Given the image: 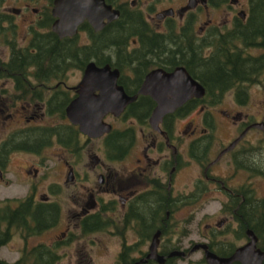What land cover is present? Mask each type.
I'll use <instances>...</instances> for the list:
<instances>
[{"label":"flooded vegetation","instance_id":"af4514ba","mask_svg":"<svg viewBox=\"0 0 264 264\" xmlns=\"http://www.w3.org/2000/svg\"><path fill=\"white\" fill-rule=\"evenodd\" d=\"M151 1L105 0L112 8L118 10L119 16L110 21L105 18V24L99 30H95L88 20L81 22L78 27L76 37L79 43L91 45L94 37L100 38L102 33L105 34L109 30L115 36L117 22L121 19V25L128 28L133 27L132 22L139 25L136 31H131L124 38L113 37L114 41L123 42L124 47H120L119 52L111 50L108 54V62L102 60V63H96L94 61L98 66L109 65L112 71H117V86H120L128 97H134L125 105L120 115L108 112L103 116V121L111 126L110 131L97 137L88 136L80 131L77 125L70 123L66 116V107L77 96L76 86L82 79L85 67L72 69L80 72V79L76 85L70 87L65 84L66 74L48 84L41 83L42 90H39L36 85H31L29 88L32 93L28 94L30 100L18 101L12 99L10 95H0V121L19 119L17 116L20 115L26 123H36L18 127L13 132L18 131L16 134H19L34 126L48 125L50 128H56L55 133L50 137L53 136L58 141L61 138L70 144L75 143L76 146H68L62 142L61 148L74 158L75 163L81 162L86 155L93 169L92 177H95L96 182L89 179L85 182L83 178L89 176V171H84V175H79L75 173V167L70 161L65 160L67 168L65 182L69 179H71L70 183L79 181L76 193L78 200L64 220L65 227L60 232L61 239L53 244L42 243L41 245L58 250L62 242L65 241L68 245L74 242V233L71 230L72 220H75L74 226L80 229L83 235L107 231L111 236L119 239L120 247L114 264H135L146 258L155 236L158 243L157 253L165 257L164 263L167 260L171 263L175 257H179L169 256L171 252L183 251L184 256L179 258H186L193 253L191 248L197 244L183 250L176 249L171 244L170 235H173L178 226L179 218L176 213L179 215L182 208L184 210L189 208L192 210L189 212L192 215L191 218H195V207L202 206L206 200L214 199L213 201L219 203L218 209L211 213L205 212L204 215L223 219L226 230L233 235L236 243L225 247L219 244L214 239L215 231L218 229L209 224L206 231L207 241L204 242L208 248L209 244L220 245L223 248L221 251L214 249L213 246L211 250L220 256H230L238 247L248 244L252 238H255L256 248L263 250L264 195L259 194L257 183L260 179H264V128L258 125L261 123L264 125V117L257 119L254 115L242 111H238L236 115L223 112L221 115L225 121L228 122L231 119V122H228L229 125L232 127L234 123V131L238 132L236 131V135L230 138L228 144H225L212 159L210 151L216 137L215 128L218 127L213 109L220 107L226 100H230L231 97L227 98L226 92L233 95L232 102L245 108L249 102L247 89L260 84L264 74H259L254 82L248 79L232 84L222 93L219 91L221 87L217 85L214 91H210L209 88L212 86H208L199 77L206 73V65L214 62L220 63L225 59L232 60L233 55L241 59L246 57L258 59L264 54L263 46L246 45L243 36L233 37L231 35L236 32V29L241 30L246 25L252 6L249 0L245 4H241L239 0H194V6L191 8L187 7V2H182L177 8L168 6L156 11ZM4 8V0H0V44L4 41L3 30L7 25L4 20L5 14L11 19L14 16V13L5 11ZM211 8L221 9L231 17H227L219 24L207 18L208 10ZM197 10L205 11L206 18L200 23L194 19L193 13ZM18 11L19 9H15V12ZM169 11L172 14H169ZM47 20L51 28L54 20L51 8L50 15L43 13L40 21ZM32 29L34 28L28 32L27 43L33 36ZM83 33L84 40L81 37ZM255 50L262 51L254 53ZM222 54L223 57H221ZM96 56L94 55L93 58L95 59ZM178 68H183L191 78L203 86L204 95L193 94L188 97L175 110L164 114L155 128L150 122V116L157 106V101L150 93L139 91L145 82H148L150 89H161L170 85L169 80L173 78L172 74ZM25 71L32 73L37 69L27 68ZM153 72L155 73L152 74ZM27 79L33 78L27 76ZM0 87L11 91L14 84L11 80L0 78ZM38 92L42 93L43 99L32 100ZM94 93L98 94L99 90H95ZM61 94L66 97L63 101L64 115L58 118L56 115H49L47 108L50 105V99ZM20 111L24 112V115ZM197 112L202 115L201 122L193 119ZM49 119H57V122L49 123ZM44 120L48 123L46 124ZM117 120L123 121L125 126L117 127L114 123ZM179 122H182L183 129H178ZM251 131L253 139L247 137ZM123 132L127 134L126 137L128 136L126 147L116 149L110 146L112 139L116 136L115 133L124 134ZM93 140H101V147L99 146L96 152L86 154V149L91 150L88 146ZM138 141H140L139 145H137ZM54 143L58 144L52 140V145ZM46 144L41 145L40 149L35 152H40ZM137 151L133 167H125L122 171L119 169L116 171L109 166L114 163L120 166L127 165L131 154ZM226 155L228 156L227 163L220 166L218 160ZM67 162L69 164H66ZM190 169H193V174L188 178L187 173ZM33 170L37 171L36 168ZM3 173L0 165V180L2 181ZM49 189L51 191L50 187ZM29 194L32 195L35 204L44 203L57 206L59 203L51 200L49 196L38 198L34 194V188ZM19 200L14 199L7 202L12 207H16ZM162 201L167 207H158ZM150 204L157 208L156 216L151 217L148 214L147 208ZM57 209L55 225L60 221L61 209L58 207ZM261 215L263 224L254 223L253 219ZM246 219L251 220V224L248 223L249 221L244 223ZM55 225L46 230L54 228ZM165 230L169 233L164 234ZM14 232L15 230L4 245L9 243ZM131 233L134 235V240L128 242L129 236H132ZM20 234L27 236L26 231ZM24 251H26L25 247L20 250L21 255L13 263L2 259L0 262L3 264H34L36 261L33 259H25L19 263ZM124 252H127V263L122 260ZM151 261L159 264L153 259L140 264H147ZM230 264L241 263L233 261Z\"/></svg>","mask_w":264,"mask_h":264},{"label":"rangeland","instance_id":"374dc122","mask_svg":"<svg viewBox=\"0 0 264 264\" xmlns=\"http://www.w3.org/2000/svg\"><path fill=\"white\" fill-rule=\"evenodd\" d=\"M151 1V0H148ZM241 4H245L247 0H239ZM145 2V1H144ZM156 11L172 6L177 8L180 3H186L187 0H153L151 1ZM28 5H27V4ZM4 9L5 11L14 13L12 22L14 30L17 31L16 36L18 37V44L25 46L27 44V38L29 37L28 32L31 28L38 30L39 32H44L45 28L41 27L38 22L42 18V14L49 5V0H4ZM15 9H19L18 12H15ZM194 19L200 23L203 19L206 18L205 11L197 10L193 13ZM227 17H231L230 14H226L221 9L211 8L208 10L207 18L213 19L215 22L221 24ZM217 23V24H218ZM31 26V28H30ZM30 28V29H29ZM82 40H84V33L82 34ZM262 50H255L254 53H260ZM8 47L5 45H0V53L3 59L8 57ZM67 74V75H66ZM66 75L65 84L66 86L76 85L80 79V72L78 70L67 69L63 76ZM5 86V83H4ZM249 93V102L245 108L237 106L234 102L231 101L233 95L229 92H226L227 98L220 107L214 108V116L218 127L215 128L216 137L212 145V150L210 151L211 159L214 158L219 150L222 149L225 144H228L230 138L236 135L234 131L235 124L232 123V127L228 122H231V119L228 122L225 121V118L221 114L223 112H229L230 114L236 115L238 111L248 112L254 115L255 118L259 119L264 117V78L261 80L260 84L250 86L247 89ZM226 98V99H227ZM22 112V111H20ZM24 115V112H22ZM199 112H197L193 119L196 122H201ZM19 119H9L0 121V144L6 140L9 134H12L15 129L18 127H24L25 125L30 126L36 123H26L25 120H22L20 115L17 116ZM235 121V120H234ZM47 124L57 122V119L44 120ZM115 125L119 128L125 126L123 121H114ZM234 125V126H233ZM178 129H183L182 122H179ZM199 129V126H198ZM196 129V130H198ZM238 132V131H237ZM253 132H249L247 137L253 139ZM51 141L47 143L40 152L36 153L34 151H23V150H14L9 153L8 159L5 166H2L3 181L0 180V204L5 200H14L22 199L25 196L30 195L32 188H34V194L38 198H44L43 196H49L51 200L57 201V207L61 209L59 214L60 221L54 228L46 230L40 235L32 236H23L18 231L13 233V237L8 244L4 245L0 249V259L13 263L21 254L20 250L25 247L26 251H30L33 247H37L42 243L53 244L56 241L61 239V231L65 227L64 220L66 216L73 210V205L78 200L77 191L79 188V181L76 183H70L71 179L65 182L66 179V165L65 160L68 159L70 163L75 167V173L79 175H84V171H89V176L83 178L85 182L87 180L95 181V177H92V170L90 167L89 157L84 155L83 160L79 163H75L73 157L67 153V151L61 148V142L58 141L55 137H50ZM52 140L56 141L58 144L54 143L52 145ZM140 141L137 142L139 145ZM101 147V140H93L88 146L91 150L86 149V154L89 152H96L98 147ZM99 154V151L97 150ZM138 151L131 154L129 157L130 162L127 165L120 166L117 164H109L114 170H123L125 167H133L136 161V155ZM228 156L220 158V166L227 163ZM66 164H69L67 162ZM37 169L35 172L33 169ZM91 170V171H90ZM193 174V169H190L187 173L189 178ZM224 174V173H223ZM51 188V191L49 187ZM176 186L178 184L176 183ZM257 188H259V194L264 195V179H260L257 183ZM185 189V188H183ZM182 189V190H183ZM206 200L202 206L195 207V218H191L189 214L191 209L188 208L180 210V214L176 213V216L179 218L177 220L178 226L173 235H170L172 239V245L176 249H184L192 246L195 243H204L207 241L206 231L211 224L214 227H217L215 231V241H217L222 246H227L231 243H236L235 238L231 233H229L225 226L223 219L216 218L213 216L205 217V212H213L218 209L219 203L217 201ZM188 212V213H187ZM72 230L74 233V242H71L69 245L64 242L59 244L57 253L59 258L55 264H114L116 260L117 251L120 247V241L118 238L111 236L107 231H100L94 233H88L83 235L80 232V229L74 226L75 220H72ZM220 224H217L219 223ZM19 233V234H18ZM132 234V233H131ZM134 240V235L129 236L128 242ZM240 244V242H237ZM214 249L221 251L223 248L215 246ZM23 254V253H22ZM203 251L200 249L194 250L193 253L188 255L186 258L175 257L173 262L175 264H206ZM90 259V261H89Z\"/></svg>","mask_w":264,"mask_h":264},{"label":"trees","instance_id":"16d2710c","mask_svg":"<svg viewBox=\"0 0 264 264\" xmlns=\"http://www.w3.org/2000/svg\"><path fill=\"white\" fill-rule=\"evenodd\" d=\"M51 1L49 0V5H51ZM249 2L252 9L249 12L246 25L241 30L237 31L236 29V32L230 34L233 37L243 36L246 45L259 44L264 47V0H249ZM44 13L50 15L49 7L45 9ZM4 20L7 25L3 30L4 41L0 45L6 44L9 54L7 59L0 57V78L11 80L14 88L7 91L0 87V95L7 94L18 101L31 99L28 96L32 93L29 88L31 85H36L39 90H42L40 88L41 83L48 84L50 81L62 77L67 69L84 68L89 61L102 63V60H104V62H108V54L111 50L119 52L120 47H124L123 42L114 41L113 37L124 38L125 35L130 34L131 31H136L139 27L135 22H132L133 27L131 28L121 25V19L120 22H117L115 36L109 30L105 34L102 33L100 38L94 37L91 45H81L76 35L72 38H60L51 31L48 20L39 21L38 24L45 28V31L39 32L32 29L33 36L31 40L25 46H21L18 44L17 31L14 30L12 19L5 14ZM94 55L96 56L95 59L93 58ZM221 57H223V54ZM231 58L232 60L225 59L220 63L214 62L208 66L206 65V73L199 77L208 86H212L209 88L210 91H214L217 85L221 87L219 91L222 93L232 84L248 79L254 82L259 74H264V54L258 59H249L248 57L241 59L239 56L234 55ZM27 68H34L37 71L27 73L25 71ZM27 76H31L33 79L29 80ZM37 94V96L32 97V100L43 99L41 92ZM65 98V95L61 94L50 99V105L47 108L48 114L62 118ZM55 129L48 126H34L29 127L26 132L16 134L17 131L9 134L8 138L0 144V165H6L9 153L14 150L38 151L41 145L49 142L50 136L56 131ZM123 133H115L116 136L112 139L110 146L116 149L126 147L128 136L126 137L127 134ZM59 141L68 146H76L75 143L70 144L65 140H61V138ZM7 201L9 200L0 204V247L10 239L13 230L20 233L26 231L27 236L39 235L44 230L54 226L57 221V206L45 205L44 203L35 204L31 194L20 199L16 207H12ZM161 206H166V203L162 201L158 204V207ZM147 211H149L148 214L151 217L157 214V208L152 207V204L147 208ZM248 221L246 219L243 222L247 223ZM250 222L251 220L248 223L251 224ZM253 222L262 225L263 216L253 219ZM168 233V230L164 231V234ZM212 246L209 244L210 249ZM34 250L35 252H33ZM58 258L59 255L56 249L40 244V246L33 247L30 251H24L19 263L25 259H33L36 261L34 264H55ZM122 260L125 263L128 262L127 252L122 254ZM147 264H155V262L151 261ZM162 264L175 263L173 261L170 263L167 260Z\"/></svg>","mask_w":264,"mask_h":264},{"label":"water","instance_id":"95a60500","mask_svg":"<svg viewBox=\"0 0 264 264\" xmlns=\"http://www.w3.org/2000/svg\"><path fill=\"white\" fill-rule=\"evenodd\" d=\"M193 2L194 0H188L187 7H193ZM51 13L55 18L51 30L59 37L75 35L84 20H88L94 29L99 30L104 26L105 18L110 21L119 16L118 10L112 8L105 0H53ZM168 13L172 14L171 11ZM172 76L168 86L150 89L148 82H145L139 91L150 93L157 101V106L150 116V122L155 128L164 114L175 110L188 97L193 94L204 95L203 86L191 78L183 68L176 69ZM116 78L117 71H112L109 65L97 66L90 61L85 66L82 79L76 86L77 96L66 107V115L72 124L78 125L79 130L88 136L97 137L110 131L111 126L103 121V116L108 112L120 115L125 105L134 99L117 86ZM95 90H99V93L95 94ZM258 125L264 128L262 123ZM255 242L256 239L252 238L248 244L238 247L230 256L217 255L209 250L206 243L196 244L191 251L203 249L207 264H230L233 261H239L241 264H263L264 249L256 248ZM157 244L155 236L146 258L135 264L148 259H153L159 264L164 263L165 257L157 253ZM184 254L183 251H173L169 256L182 257Z\"/></svg>","mask_w":264,"mask_h":264}]
</instances>
